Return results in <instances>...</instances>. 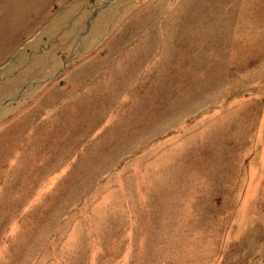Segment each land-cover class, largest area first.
Listing matches in <instances>:
<instances>
[{"label": "rangeland", "instance_id": "obj_1", "mask_svg": "<svg viewBox=\"0 0 264 264\" xmlns=\"http://www.w3.org/2000/svg\"><path fill=\"white\" fill-rule=\"evenodd\" d=\"M0 264H264V0H0Z\"/></svg>", "mask_w": 264, "mask_h": 264}]
</instances>
